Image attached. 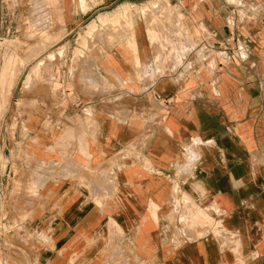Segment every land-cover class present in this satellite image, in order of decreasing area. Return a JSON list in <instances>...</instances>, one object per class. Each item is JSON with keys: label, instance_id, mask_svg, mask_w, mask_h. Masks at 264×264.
Instances as JSON below:
<instances>
[{"label": "crops", "instance_id": "obj_1", "mask_svg": "<svg viewBox=\"0 0 264 264\" xmlns=\"http://www.w3.org/2000/svg\"><path fill=\"white\" fill-rule=\"evenodd\" d=\"M63 4L100 90L55 73L12 236L37 264H264V0Z\"/></svg>", "mask_w": 264, "mask_h": 264}, {"label": "rangeland", "instance_id": "obj_2", "mask_svg": "<svg viewBox=\"0 0 264 264\" xmlns=\"http://www.w3.org/2000/svg\"><path fill=\"white\" fill-rule=\"evenodd\" d=\"M38 1L0 0V264H37L28 246V233L12 236V231L18 229L12 228V201L13 197L34 201L39 183L44 180L36 172L47 169L34 161L23 140L38 126L33 118L36 107L55 98L50 85L61 78L55 73L67 69L68 76L63 79L69 78L82 88L94 84L96 90L100 88L90 59L92 44L81 42L91 27L87 34L72 33L64 39L70 43L60 42L67 35L62 27L64 0ZM160 15L165 17L166 12ZM101 23L117 24L107 19ZM108 33V28H104L96 35L106 40ZM35 67L34 75L31 72ZM87 72H92L91 76ZM18 206L32 210L34 203L21 204L16 200V210ZM22 217L25 220L29 216Z\"/></svg>", "mask_w": 264, "mask_h": 264}, {"label": "bare ground", "instance_id": "obj_3", "mask_svg": "<svg viewBox=\"0 0 264 264\" xmlns=\"http://www.w3.org/2000/svg\"><path fill=\"white\" fill-rule=\"evenodd\" d=\"M37 1H38V0H37ZM42 2H43V0H42ZM38 3H39V1H38ZM44 3H45V1H44ZM44 3H43V4H44ZM40 6H41V4H40ZM43 6H44V5H43ZM41 7H42V6H41ZM45 7H46V6H45ZM45 7H43V8H45ZM43 13H44V12H43ZM41 16H42V15H41ZM38 19H39V18H38ZM41 20H42V19H41ZM36 24H37V22H36ZM105 24H106V23H105ZM111 24H112V23H111ZM41 25H42V24H41ZM113 25H114V24H113ZM32 26H33V25H32ZM95 27H96V26H95ZM95 27L93 26V27L90 28V30H89V33H90V34H91V31H92L93 29H94V30L96 29ZM98 29H99V28H98ZM39 31H40V30H39ZM36 32H37V31H36ZM90 34H89V35H90ZM26 37H27V36H26ZM42 63H43V62H42ZM40 66H41V65H40ZM36 67H37V66H36ZM36 67H35V68L32 70V72H31V73L34 74V75H35V73H36ZM85 68H86V67H85ZM91 73H92V72H91ZM72 167H73V166H72Z\"/></svg>", "mask_w": 264, "mask_h": 264}]
</instances>
